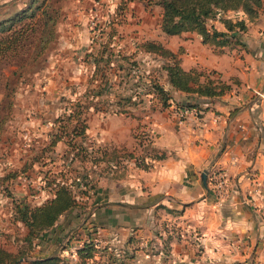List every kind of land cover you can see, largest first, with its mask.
<instances>
[{
	"label": "crops",
	"instance_id": "crops-1",
	"mask_svg": "<svg viewBox=\"0 0 264 264\" xmlns=\"http://www.w3.org/2000/svg\"><path fill=\"white\" fill-rule=\"evenodd\" d=\"M244 17L247 28L238 32L243 45L203 42L196 31L167 34L160 28V19L156 28L144 21L137 24V34H149L176 52L184 69L214 70L215 77L230 82L232 87L219 96H188L168 83L160 67L165 74L161 83L172 95L168 106L157 102L155 109L149 108L151 101L147 98L149 104L143 102V106L134 108V115L89 111L84 141L92 148L91 156L97 158L95 162L90 159L92 167L99 169L96 177L90 175L98 183L88 200L91 227H61V233L59 227L55 232L51 229L49 235H61L62 243L65 233L73 234L71 245L62 250L75 251L91 238L97 247L86 264L264 261V221L259 213L262 194L255 189L264 180V98L257 93L264 89V6L254 18ZM74 21L68 19L69 24L74 25ZM72 25L66 31L61 27L56 37L61 38V47L54 48L53 42L45 61L57 57L59 49L62 60L64 51L72 53L74 43L82 45V39H75L77 29ZM143 39L136 40L130 50L123 48L124 39L116 47L111 39L110 46L116 53L137 50L136 58L143 67L139 53L147 51L138 46ZM98 47L85 55L91 66L89 77L95 69L89 55ZM72 59V55L67 58ZM64 64V70L76 67L73 62ZM115 79L114 72L109 82ZM97 83L95 80L93 84ZM114 93L107 96L105 104L114 101ZM187 98L196 100L198 107L179 116L178 103ZM142 121L146 126L140 140L135 133ZM149 135L150 141L144 139ZM65 147L61 140V152ZM218 166L225 167L229 175V194L222 202H217L208 179L209 172ZM204 169L208 170L207 187L201 178ZM64 258L63 264H68V257ZM69 262L79 264L76 253L74 261Z\"/></svg>",
	"mask_w": 264,
	"mask_h": 264
},
{
	"label": "trees",
	"instance_id": "trees-1",
	"mask_svg": "<svg viewBox=\"0 0 264 264\" xmlns=\"http://www.w3.org/2000/svg\"><path fill=\"white\" fill-rule=\"evenodd\" d=\"M55 1L26 0L23 6L0 18V59L17 57L21 50L26 56L23 62L14 59L18 63L17 68L5 77L0 99V140L6 122L12 116L15 85L26 69H34L44 61L47 50L57 37V24L61 12ZM141 1L147 7L153 5L161 7L160 28L163 32L179 34L183 31H196L201 35L203 42L219 46L232 43L243 45L238 32L247 28L245 17L238 15L233 17L228 15L229 12L242 11L252 19L264 6V0ZM212 20L220 22L222 28L213 26ZM110 43L111 38L101 40L97 52L90 53L95 69L84 90L76 92L74 98L66 99L64 110L53 120V129L49 133L50 138L47 142L25 162L19 171L0 176L1 188L4 187L2 184L17 177L20 171L31 169L35 162L43 166L48 165V161H43L44 157H49L54 163L55 158L52 156L55 147L64 140L65 149L57 153L62 160L61 167L57 166L59 167L57 171L52 167L43 169V175L40 177L42 188L48 189L50 196L34 205L14 199L11 213L13 218L21 221L26 228L22 239L25 244L20 245L16 250L0 245V264H17L18 259L22 257L25 259L19 264H63L65 258L57 250L40 254H32V250L41 241L47 239L48 230L53 228L62 214L74 207L85 210L86 203L93 194L90 190L95 189L96 182L91 178L90 173H83L77 168L78 164L83 165L87 159L93 162L97 159L91 156L92 148L84 141L87 136L89 111L103 109L134 115L133 109L143 106L145 96H149L148 99L151 101L149 108L152 109H155L158 103L163 107L172 103L170 90L150 72L146 73L136 58L137 50L131 53H116ZM138 46L142 50L161 56L163 61L160 67L165 71L168 83L173 88L186 92L188 96H219L232 87L230 82L215 77L214 70L198 67L184 69L177 53L159 40L143 39ZM114 72L117 79L115 82H109ZM95 80L98 81L97 85L93 84ZM112 92H115L114 101L105 104L108 100L107 96ZM102 96L104 98L100 99ZM153 98L157 101L153 102ZM178 106L197 108L198 102L187 98L184 102L178 103ZM135 136L138 137L137 133ZM64 236H68L67 243L61 246L65 249L71 245L73 234L65 233ZM75 251L79 264H86V260L93 257L96 246L93 240L88 238L76 247ZM248 264H264V262L252 260Z\"/></svg>",
	"mask_w": 264,
	"mask_h": 264
},
{
	"label": "rangeland",
	"instance_id": "rangeland-1",
	"mask_svg": "<svg viewBox=\"0 0 264 264\" xmlns=\"http://www.w3.org/2000/svg\"><path fill=\"white\" fill-rule=\"evenodd\" d=\"M25 1L0 0V16L4 17L11 14L23 6ZM130 1L133 2L130 3ZM55 5L59 6L61 12L57 24V33H61V27L65 31L68 30V27L72 25L69 24L68 19L72 18L73 21L75 20L72 29H77L75 39H82V45L80 42L72 45V53L70 52L69 55L73 56V61L67 60L69 55L65 51L62 53L63 58L61 60L62 51L59 49L57 57H51L48 62L44 60L34 69H26L20 76V80L15 85L12 116L7 121L0 140V176L8 172L19 171L25 162L35 155L38 149L50 138L49 133L53 129V120L59 112L64 110L67 103L66 99L74 98V92L79 93L84 90L91 72L90 61L85 55L94 49L101 40L108 38L112 39L114 47L124 39L125 46L123 48L126 50L133 49L134 43L138 39H151L152 36L149 34H137L139 32L138 25L144 21L147 26L156 28L161 12V7L158 5L145 8L141 0H56ZM228 15L244 17L242 11H231ZM212 24L222 28L221 23L217 20H212ZM139 35L142 37H137ZM60 39L57 40L56 38L54 48L61 47ZM20 53L17 57L0 59L1 94L4 89L5 77L17 68V62H23L26 57L22 54L23 50ZM139 57L146 73H153L160 82L164 80L165 74L160 68L163 61L161 56L140 52ZM70 62H73L76 67L68 70L61 67L65 65L64 63ZM50 63L51 66H49ZM62 96L66 98L62 99ZM111 97L114 99L113 96ZM148 97H144L146 104H149ZM145 126L146 123L142 121L139 130L136 131L139 138L144 136ZM24 135H28L29 140L25 139ZM145 138L150 141L151 135ZM58 152H61V142L55 147L52 156L55 158L54 163L49 157H44L43 161H48V165L43 166L39 162H35L31 169L20 171L13 180L2 184L4 187L0 188V244L15 250L20 245L25 244L22 239L26 228L21 221H16L11 213L14 199L34 205L41 203L50 196L51 193L48 189L42 188L40 177L43 175V169L52 167L57 171L61 167V157L60 154H57ZM83 165L78 164V170L96 177L99 169L92 167L90 159H87ZM97 184L93 189L94 191L90 190L93 194H95ZM263 201L264 196H262L260 208L263 207ZM85 208V210H80L78 207L71 208L59 217L51 229L55 232L59 227L61 233V227H91V221L88 217L91 209L89 202L86 203ZM260 217L264 221L262 213ZM51 229L48 230L47 239L36 245L32 254L49 253L52 250H57L60 255L62 253L61 256L68 257V264L70 260L74 261V249L68 248L66 251L61 249L63 244L67 243L68 236H63L64 243H62L61 235L57 234L53 237L49 235Z\"/></svg>",
	"mask_w": 264,
	"mask_h": 264
},
{
	"label": "built area",
	"instance_id": "built-area-1",
	"mask_svg": "<svg viewBox=\"0 0 264 264\" xmlns=\"http://www.w3.org/2000/svg\"><path fill=\"white\" fill-rule=\"evenodd\" d=\"M257 93L261 98H264V89L258 90ZM180 108L181 109L179 110V116H183L195 110L194 107H180ZM24 138L29 140L28 135H24ZM208 179H209L210 186L215 193L217 202L224 201L227 195L229 194V175H228L227 169L223 166H218V167L213 168L209 172ZM255 189L260 194H262V196H264V180L258 182ZM259 211H260V214L262 213L263 218H264V201H263V207L260 208ZM93 243L97 247L96 241L95 242L93 241Z\"/></svg>",
	"mask_w": 264,
	"mask_h": 264
},
{
	"label": "water",
	"instance_id": "water-1",
	"mask_svg": "<svg viewBox=\"0 0 264 264\" xmlns=\"http://www.w3.org/2000/svg\"><path fill=\"white\" fill-rule=\"evenodd\" d=\"M207 173H208V170L207 169H204L201 173V178L203 180V184L207 187ZM25 257H22L20 259H18L17 261V264H19V262H21L22 260H24Z\"/></svg>",
	"mask_w": 264,
	"mask_h": 264
}]
</instances>
